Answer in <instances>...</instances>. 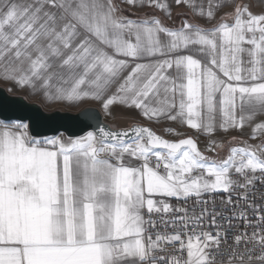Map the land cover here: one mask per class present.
I'll list each match as a JSON object with an SVG mask.
<instances>
[{
    "label": "snow or ice",
    "instance_id": "1",
    "mask_svg": "<svg viewBox=\"0 0 264 264\" xmlns=\"http://www.w3.org/2000/svg\"><path fill=\"white\" fill-rule=\"evenodd\" d=\"M0 264H264V0H0Z\"/></svg>",
    "mask_w": 264,
    "mask_h": 264
},
{
    "label": "water",
    "instance_id": "2",
    "mask_svg": "<svg viewBox=\"0 0 264 264\" xmlns=\"http://www.w3.org/2000/svg\"><path fill=\"white\" fill-rule=\"evenodd\" d=\"M2 95L5 96H13V94H10L8 92H3ZM17 97H19L18 100H16L12 107L16 110H18V112L20 114H24V115H31L34 119L37 120H45V118L47 117H52L51 121H46L47 123L50 124H55L56 122H66L67 118L69 117H75L77 115V111L76 112H72L71 111H62V110H52V111H46L42 108V106H40L38 103L36 102H31L28 101L26 98H24L21 95H15ZM99 118L104 121L102 113H99ZM106 122V121H104ZM108 123V122H106ZM110 124V123H109Z\"/></svg>",
    "mask_w": 264,
    "mask_h": 264
},
{
    "label": "crops",
    "instance_id": "3",
    "mask_svg": "<svg viewBox=\"0 0 264 264\" xmlns=\"http://www.w3.org/2000/svg\"><path fill=\"white\" fill-rule=\"evenodd\" d=\"M10 94L21 95V96H23L24 98H26L28 101L36 102V103H38L40 106H42V108H43L44 110H46V111H51V110H56V109H58V110H62V111H71V113L77 111L76 109H65V108H63V107H61V106H55V107H53V108H50V107L45 106L44 104H42L41 101H40L38 98L30 97V96H28V95L25 94V93L16 92V93H10ZM102 116H103V119H104V120L107 118V120H111V121H113L112 118H110V117H105L103 113H102Z\"/></svg>",
    "mask_w": 264,
    "mask_h": 264
},
{
    "label": "rangeland",
    "instance_id": "4",
    "mask_svg": "<svg viewBox=\"0 0 264 264\" xmlns=\"http://www.w3.org/2000/svg\"><path fill=\"white\" fill-rule=\"evenodd\" d=\"M14 95V94H13ZM52 111V110H51ZM104 121H106V122H108V123H113V121H111V120H107V118L104 120ZM117 124H119V121H117Z\"/></svg>",
    "mask_w": 264,
    "mask_h": 264
}]
</instances>
